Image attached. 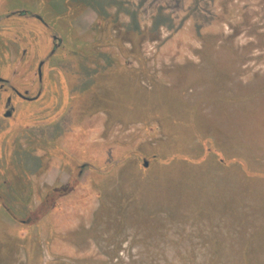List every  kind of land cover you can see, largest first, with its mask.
Segmentation results:
<instances>
[{
    "label": "rangeland",
    "instance_id": "rangeland-1",
    "mask_svg": "<svg viewBox=\"0 0 264 264\" xmlns=\"http://www.w3.org/2000/svg\"><path fill=\"white\" fill-rule=\"evenodd\" d=\"M47 34L43 100L0 135L43 216L0 214V264L203 263L264 236V0H0V71Z\"/></svg>",
    "mask_w": 264,
    "mask_h": 264
},
{
    "label": "flooded vegetation",
    "instance_id": "flooded-vegetation-1",
    "mask_svg": "<svg viewBox=\"0 0 264 264\" xmlns=\"http://www.w3.org/2000/svg\"><path fill=\"white\" fill-rule=\"evenodd\" d=\"M21 17L23 19L28 17L33 27L41 28L44 34L50 30L49 25L40 18L29 16L27 13L21 14ZM28 37L26 35L22 38L25 40V45L18 47L17 55L20 54V56L12 63V67L5 74L0 71V135L6 131L4 126L16 118L20 107L41 102L45 94L47 79L45 67L49 61L46 63L41 61L35 66V63L30 60L32 53ZM53 37L50 34L46 37L49 43L53 42V48L51 46L49 51L50 55L54 53L51 58L58 50L54 46ZM4 48L11 49L9 43ZM39 52L42 54L41 50ZM42 169L41 164L36 166V176L41 174ZM33 177L34 175L28 176L21 170L15 157L6 158L5 162L0 161V214L8 215L10 220H20L18 223L21 225H26L30 217L43 216L42 212L33 211L30 207L33 196L31 184ZM36 197H40V193Z\"/></svg>",
    "mask_w": 264,
    "mask_h": 264
},
{
    "label": "trees",
    "instance_id": "trees-1",
    "mask_svg": "<svg viewBox=\"0 0 264 264\" xmlns=\"http://www.w3.org/2000/svg\"><path fill=\"white\" fill-rule=\"evenodd\" d=\"M252 239L246 241L248 248L225 250L220 247L219 243L222 241L217 236L211 238V241H215L218 245L217 248L211 247L207 250V256L202 264H220L219 259H225L227 264H264V236L260 234H254ZM260 239V240H259ZM259 240L257 243L255 241ZM259 245L258 248L253 249L251 246ZM195 251H185L183 260L185 264H201L198 263L197 257H194Z\"/></svg>",
    "mask_w": 264,
    "mask_h": 264
},
{
    "label": "water",
    "instance_id": "water-1",
    "mask_svg": "<svg viewBox=\"0 0 264 264\" xmlns=\"http://www.w3.org/2000/svg\"><path fill=\"white\" fill-rule=\"evenodd\" d=\"M54 43H55V47H60L62 45V39L58 38L56 35L53 37ZM56 42H58V44H56ZM54 53H52L48 59H46L44 61V63H46L52 56ZM149 166V164L147 162H145L144 167L147 168Z\"/></svg>",
    "mask_w": 264,
    "mask_h": 264
}]
</instances>
